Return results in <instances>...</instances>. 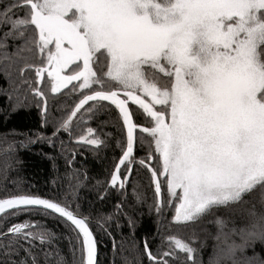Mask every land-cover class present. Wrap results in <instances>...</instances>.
Instances as JSON below:
<instances>
[{
    "label": "snow or ice",
    "instance_id": "6c2138e0",
    "mask_svg": "<svg viewBox=\"0 0 264 264\" xmlns=\"http://www.w3.org/2000/svg\"><path fill=\"white\" fill-rule=\"evenodd\" d=\"M0 79L5 111L35 101L42 125L49 99L72 97L51 136L20 133L24 139L6 144L5 176L17 145L55 146L61 134L68 136L67 144L59 140L61 153L72 142L106 145L112 133L101 125L109 121L86 125L115 112L120 155L99 198L109 186L120 197L115 213L129 227L119 241L128 252L123 264H204L209 239V264H264L255 250L264 249V0H0ZM138 147L143 157L134 154ZM74 158L72 149L67 163ZM137 162L154 188L155 246L136 238L138 221L123 210ZM68 178L71 194L62 198L25 191L17 180L16 191L4 187L0 264H102L104 235L115 264L118 242L105 227L114 214L93 223L78 198L87 173L72 169ZM132 195L145 202L135 185Z\"/></svg>",
    "mask_w": 264,
    "mask_h": 264
},
{
    "label": "trees",
    "instance_id": "16d2710c",
    "mask_svg": "<svg viewBox=\"0 0 264 264\" xmlns=\"http://www.w3.org/2000/svg\"><path fill=\"white\" fill-rule=\"evenodd\" d=\"M0 87H7V83L3 79H0ZM55 95L59 96V94ZM71 100L72 97L69 96L62 97L55 101L49 99L48 113L46 114L49 123L47 125H42L43 117L41 110L36 106L35 101H31L28 107L6 112L5 109L8 107L6 98L0 95V197L4 195L5 186L11 191H16V187L12 181L17 180L21 182V188L25 191L38 193L41 196H56L62 198L65 193L71 194L68 187L69 183H74V181H70L68 178L71 170L79 169L81 172H86L88 178L84 182V185L78 190L81 210L86 214L89 212L92 213L93 223L97 219V214L104 216L114 214V219L109 222L110 226L105 225V227L108 228V231L112 233V236L115 237L118 242L115 264H123L122 255H128V252L125 251L121 253L119 251V241L121 234L128 236L129 227L127 224V217L115 213V205L121 202L120 197L118 193L109 186L103 199L99 198L105 186L104 182L108 180L109 174L120 155V148L116 145V140L122 137V130L120 126L115 123V112L111 114L102 112L97 118L89 120L86 125L97 128L100 121H109L101 125L104 133H112L110 137H107L106 145L96 147L93 145H77L75 142H72L68 144L69 150L61 153L59 140H63L67 144L68 136L66 134H61L59 139L53 138L55 140V146L49 145L46 140H37L27 147H19L17 145L12 160V167L8 169L7 176H5L3 172V166L7 162V157L4 152L6 144L12 140L24 139L23 135H19L20 133L32 135L36 132H42L45 136H51L52 122H54L63 111L67 110V107L71 104ZM100 103L110 105L108 101H102ZM85 107H87V105H85ZM110 107L114 109L115 106L110 105ZM81 111H83V109H81ZM101 139H105V137L101 135ZM72 149L75 151V158L72 160L71 165H69L67 159L70 158ZM134 154L140 158L145 155V151L138 147ZM50 156L55 157V164L49 159ZM15 158H19L23 163L15 164ZM131 169V174L126 182L128 198L123 210L133 214L138 221L135 229L136 238L139 240L144 236H148L153 246H155L160 243V237L157 235L156 213L154 211L149 213L148 208L149 204L153 202L154 197V188L149 180L150 173L146 171L145 166L139 165L138 162L133 163ZM123 171L124 166L121 168V172ZM53 181H55V183ZM97 181L101 183L97 184ZM133 185L143 193L145 197L144 203L136 204L132 195ZM127 205H131L132 207H128ZM165 216L170 218L171 209L165 213ZM116 219L119 220L120 227H117ZM161 223H167V221L162 220ZM49 226L53 227L54 230L58 227H62V225L58 226L53 221H49ZM208 227L213 231L215 230L211 225ZM153 237H155V239H152ZM213 243L214 242L209 239L202 250L204 264H209V257L213 251ZM62 248L64 254L70 261L71 256L68 253L66 242H64ZM255 250L260 253L261 256H264V249H262L260 245H257ZM247 254L251 255L252 249H248ZM98 259L102 264H112V240L107 235L102 237L98 245Z\"/></svg>",
    "mask_w": 264,
    "mask_h": 264
},
{
    "label": "rangeland",
    "instance_id": "374dc122",
    "mask_svg": "<svg viewBox=\"0 0 264 264\" xmlns=\"http://www.w3.org/2000/svg\"><path fill=\"white\" fill-rule=\"evenodd\" d=\"M62 91H67L66 89L62 90Z\"/></svg>",
    "mask_w": 264,
    "mask_h": 264
},
{
    "label": "water",
    "instance_id": "95a60500",
    "mask_svg": "<svg viewBox=\"0 0 264 264\" xmlns=\"http://www.w3.org/2000/svg\"><path fill=\"white\" fill-rule=\"evenodd\" d=\"M123 166V165H122ZM122 166H121V168H122Z\"/></svg>",
    "mask_w": 264,
    "mask_h": 264
}]
</instances>
